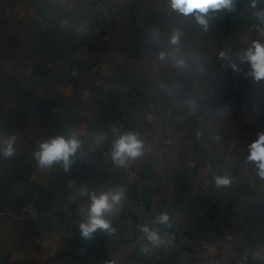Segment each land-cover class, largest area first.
<instances>
[{"label":"crops","instance_id":"1","mask_svg":"<svg viewBox=\"0 0 264 264\" xmlns=\"http://www.w3.org/2000/svg\"><path fill=\"white\" fill-rule=\"evenodd\" d=\"M252 3L210 11L205 30L169 0H0V148L15 137L0 152V264H264V177L248 159L264 80L241 59L264 43ZM124 133L150 153L117 163ZM72 135L67 170L38 166L41 143ZM120 190L110 229L84 237L91 196ZM31 201L38 219L22 215ZM145 226L181 245L165 251Z\"/></svg>","mask_w":264,"mask_h":264},{"label":"clouds","instance_id":"2","mask_svg":"<svg viewBox=\"0 0 264 264\" xmlns=\"http://www.w3.org/2000/svg\"><path fill=\"white\" fill-rule=\"evenodd\" d=\"M170 6L173 10L183 16L193 15L196 22L203 26L205 30L208 28L207 14L217 12L222 9L232 11L234 9L235 0H169ZM256 0H253L252 6L255 7ZM258 16L264 20V12L258 13ZM179 42V33L172 37L171 43L177 44ZM161 53V59L164 57ZM220 57H224V53H220ZM243 61H246L251 68L250 75L255 80H264V43L253 41L252 46L248 48L241 56ZM179 66L184 65L183 60H177ZM233 70H237L236 65H232ZM15 137H9L2 142L7 145L6 148H0L6 156L13 155V142ZM81 146L80 141L75 135L68 139L64 137H56L50 141L41 143L39 151L34 153L38 166H51L53 162H63L65 170L68 169L70 163V156L77 152ZM142 154V141L138 139L134 133H127L119 136L114 141L113 158L119 163L123 164L128 158H136ZM250 161L257 162V167L260 169L259 175L264 177V133L259 134V138L250 145ZM217 185H227L230 183L227 177H217ZM124 195L122 190L116 192H101L99 195L93 194L91 196V204L88 209V222L81 223L80 228L84 237H89L90 234L97 228L102 230L110 229V222L105 219L107 213L117 210V205L120 203L121 197ZM168 215L162 214L157 218V222L166 224L168 222ZM148 239L153 243H160V237L155 231H150L148 227L142 229Z\"/></svg>","mask_w":264,"mask_h":264},{"label":"built area","instance_id":"3","mask_svg":"<svg viewBox=\"0 0 264 264\" xmlns=\"http://www.w3.org/2000/svg\"><path fill=\"white\" fill-rule=\"evenodd\" d=\"M138 139L142 141V154L150 153L151 145L149 140L142 135L138 136ZM127 181L130 187L136 188L140 182L139 172L136 170H130L127 174ZM41 214L42 210L33 201L27 203L22 212V215L29 219H38L40 218ZM160 240L165 251H168L173 247L178 248L182 242V238L179 236V234L171 230L164 231L160 236Z\"/></svg>","mask_w":264,"mask_h":264},{"label":"water","instance_id":"4","mask_svg":"<svg viewBox=\"0 0 264 264\" xmlns=\"http://www.w3.org/2000/svg\"><path fill=\"white\" fill-rule=\"evenodd\" d=\"M183 249H187V248L183 247Z\"/></svg>","mask_w":264,"mask_h":264}]
</instances>
